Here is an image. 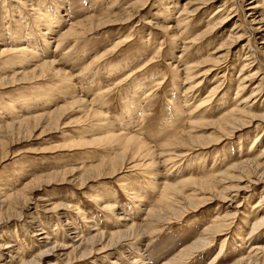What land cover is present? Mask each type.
Instances as JSON below:
<instances>
[{"label": "rangeland", "instance_id": "374dc122", "mask_svg": "<svg viewBox=\"0 0 264 264\" xmlns=\"http://www.w3.org/2000/svg\"><path fill=\"white\" fill-rule=\"evenodd\" d=\"M54 1L0 0V264H237L249 252L254 255V248L256 263L264 264V229L250 235L253 220L260 217L253 207L264 196V0H60L58 9ZM199 4L202 10L193 12ZM31 8L59 22L45 42L39 32L44 26L35 33L30 29ZM232 9V19L212 36L210 22ZM183 17L187 32L177 24ZM206 31V40L194 43ZM176 32L182 34L174 41ZM63 33L68 35L58 48ZM21 44L35 46L36 57L23 63L10 59ZM218 60L213 74L199 76ZM109 62H117L119 71L108 74ZM189 66L194 69L190 81ZM67 74L73 75L69 83ZM242 77L248 79L239 94ZM201 79L199 87L188 90ZM219 85V94L205 108L209 114L191 117ZM259 86L258 96L243 102ZM29 98L32 103L25 104ZM85 102L147 148L140 152L139 144L125 149L94 139L100 134L91 133L97 131ZM235 105H246L238 114L244 122L222 128L218 119ZM37 114L41 118L20 121ZM173 130L187 144L180 150L167 141ZM191 146L197 150L179 154ZM150 154L159 162L154 179L147 178L145 165L130 169L143 158L150 160ZM250 157H261L259 169L228 170ZM112 166L122 168L111 175ZM85 176L87 183L77 185ZM210 176L218 180L214 189L206 185ZM228 186L235 188L228 192ZM154 187H170L172 207L158 212L164 203ZM207 197L212 198L199 203ZM109 202L116 205L114 213L105 208ZM153 206L160 217H148ZM228 214L232 224L223 233L208 230ZM117 231L131 237L117 242L111 238ZM109 240L112 245L102 249ZM205 241L210 243L196 249Z\"/></svg>", "mask_w": 264, "mask_h": 264}, {"label": "bare ground", "instance_id": "6f19581e", "mask_svg": "<svg viewBox=\"0 0 264 264\" xmlns=\"http://www.w3.org/2000/svg\"><path fill=\"white\" fill-rule=\"evenodd\" d=\"M60 0H55L54 1V5H55V7L58 9V5L60 4ZM200 2H201V0H200ZM203 3V2H202ZM205 3H207V2H205ZM225 4H227V3H225ZM60 7H61V4H60ZM201 7H203V6H201L200 4H199V6H197V7H195L194 8V10H192L193 12L194 11H197V10H202L201 9ZM253 7H255V6H252L251 8H253ZM185 9V8H184ZM31 10H33L34 12H33V16H32V18H33V21H31L32 22V26L30 27V29H31V31L33 32V30H36V28H38L40 25H42V26H44L43 28V31H39L40 33H41V36H42V38H43V40H44V42L46 41V37L49 35V34H51V32L53 31V30H56L53 26L54 25H56V23H59L58 22V20H55L54 18H52V17H50L51 15H50V13H45V14H43L41 11H42V9H41V11H39V10H35V8H31ZM223 9H221V8H219L218 9V12L219 11H222ZM192 11H189V12H191L192 13ZM232 11H234L233 9L231 10V11H226L224 14H226V16L224 15V14H222V15H220V13H219V15L218 16H215L213 19H215V21L214 20H212L210 23H212L213 22V25L212 26H209V27H211L209 30V32L211 33L212 31H214V32H216L217 31V29H219V27H222L223 25H225L226 23H227V21H229L230 19H232ZM236 11V10H235ZM217 12V13H218ZM189 14V15H193V14ZM21 16H23L22 18H24L25 17V15L23 14V13H21L20 14ZM166 19H168V18H166ZM21 20V19H20ZM187 20V18H185L184 19V17L182 18V20H178V22H177V24H178V27H180V26H182L183 24H184V26H186V29H185V31L187 32L189 29H190V27L188 26V21H186ZM127 21H128V19H127ZM111 22V21H110ZM55 23V24H54ZM104 23V22H103ZM40 29V28H39ZM38 29V30H39ZM169 29V28H168ZM224 29V28H223ZM32 32H30V33H32ZM207 32L208 31H206L205 33H203V34H199L198 35V37H193L194 39V43H196L195 41H198V39L199 38H201V40L202 41H205L206 39V37H207ZM214 32H212V33H214ZM33 33H35V32H33ZM38 33V32H37ZM73 33V32H72ZM78 33V32H77ZM183 33H185V32H183ZM211 33V34H212ZM66 34L67 33H63V34H60V36L58 37V44H57V47L59 48L62 44H64V42H63V40L64 39H66V38H64V36H66ZM78 34H80V33H78ZM181 34H182V32H181ZM179 32H176L175 34H174V36H177V37H175V40L174 41H177V38H178V36H180L181 35ZM68 35V34H67ZM184 36V35H183ZM209 36V35H208ZM212 36H213V34H212ZM233 37H234V34L232 35ZM231 36V37H232ZM31 37V36H30ZM76 37V36H75ZM211 38V37H210ZM236 38V37H235ZM28 39H30L29 38V36H27V38L25 39V40H23L22 41V44L23 43H26V40H28ZM200 40V39H199ZM231 40H233V39H231ZM230 40V41H231ZM236 40H238V39H235V40H233L234 42L236 41ZM201 41V42H202ZM76 42V41H75ZM189 42V41H188ZM192 42V41H191ZM190 42V43H191ZM47 43V42H46ZM20 45L21 47H19L20 49L19 50H16L15 51V53L10 57V59L12 58L13 59V57H16L17 59H19V62L21 63H23V62H25L27 59H28V56H35L36 57V55H37V51H36V49L37 48H35V46H33V47H30V46H23V45ZM27 44V43H26ZM47 44H49V43H47ZM57 48V49H58ZM72 48V47H71ZM186 49V48H185ZM227 52H229V51H227ZM17 53H19L18 55H19V57H17L15 54H17ZM9 59V62H11V60ZM210 60V59H209ZM221 60H218V61H216V62H214L211 66H208V67H206L205 69H204V72H202L199 76H202L201 78H203V77H207L208 75H211V74H213V72H214V67H213V65H219V63H221L220 62ZM95 62H96V60H95ZM94 62V63H95ZM209 62V61H208ZM93 63V64H94ZM201 63H207V61H203V62H201ZM208 64V63H207ZM98 66V65H97ZM119 65H118V63L117 62H109V63H107L106 64V67H107V69H108V74H111V72H114V71H119V70H115L116 68L115 67H118ZM244 67V69H246V66H245V64L243 65ZM53 67V66H52ZM103 67V66H102ZM96 68V67H95ZM55 70V69H54ZM95 70V69H94ZM194 69H193V66H189V67H187L186 68V75H187V77H188V79H189V81H190V79L192 80V78H191V76H192V74H193V71ZM82 71H83V69H82ZM243 71V70H242ZM54 72V71H53ZM95 72V71H94ZM55 73V72H54ZM120 72H118V74H119ZM44 74V73H43ZM56 74V73H55ZM61 74H63L62 72H61ZM60 74V75H61ZM61 76H63V75H61ZM66 76V75H65ZM73 76V75H72ZM72 76H71V74H67V77H66V80L65 81H68V83L69 82H71L72 81ZM198 76V77H199ZM215 76V75H214ZM98 77V76H97ZM181 77V74H179L178 75V78H180ZM248 78H250V77H252V75H250L249 76V74H248V76H247ZM247 77H242L240 80H239V84H238V87H237V92L236 93H239L241 90H243V87L245 86L244 85V83H243V81L245 80V79H248ZM61 78V77H60ZM83 78V77H82ZM65 79V78H64ZM86 79V78H85ZM91 79V78H90ZM63 80V79H62ZM188 81V80H187ZM188 81V82H189ZM201 81H202V79L200 80V81H198V83H194V84H192L190 87H189V89L188 90H194V89H196L197 87H199V84L201 83ZM208 81V80H207ZM219 83V82H218ZM220 84V83H219ZM71 85H72V83H71ZM159 85V84H158ZM74 86V85H73ZM179 86V85H178ZM220 86L221 85H219V86H216V87H214L213 89H212V91L207 95V96H204V99L202 100V102H201V104L195 109V110H193V111H191V117H196V118H203V117H205L207 114H209L208 113V111H209V109L210 108H208L207 110L205 109L206 107H208L212 102H213V100H214V97L217 95V94H219V90H220ZM4 87V86H3ZM245 88V87H244ZM260 89V86L259 87H257V88H255L254 90H253V92L251 93V95L250 96H248V98L247 99H244V101L243 102H245V101H248L249 99H250V97H255L256 95L258 96V92L260 91L259 90ZM187 90V91H188ZM240 94V93H239ZM188 94L185 92V96H187ZM237 95V94H236ZM225 96V95H224ZM100 97V96H99ZM101 98V97H100ZM82 99V98H81ZM80 99V101L81 102H84L83 100H81ZM103 99H104V97H103ZM39 101V100H38ZM80 101H79V103H80ZM96 101V100H95ZM30 103H32V102H30V98L29 99H26V101H25V104H30ZM74 103V102H73ZM89 103V102H88ZM88 103H84V110H86L87 112H88V114L87 115H90L89 117H91L92 119H91V121H90V126L92 127V131H97L96 133L95 132H91L92 134H100V135H97L98 137H96V138H94V139H96V140H98V139H104V140H107L108 142L110 141V142H115V143H119V144H121V145H124L123 147H125V149H127L128 148V146L130 145V144H133V143H135V144H139V146L141 145V147L139 148H136L137 150H139L140 152H142L145 148H147V145H146V143H144V142H139V140H138V138H135V137H130V138H127V137H125L123 134H121L118 130H116V129H114V124H113V122L111 121L110 122V115H108L106 112H104V111H101V110H99V111H97L98 109H96V108H92V106H89L88 105ZM98 103V102H97ZM34 104V103H33ZM94 106L96 105V102H93L92 103ZM100 104V103H99ZM247 105V104H246ZM245 105V106H246ZM26 106V105H25ZM83 106V105H82ZM238 105H235V107L232 109V110H230L229 111V113L228 114H225L224 116H222V117H220V119H218V123H220V126H222V128H224L225 126H229L228 124H230V123H234V122H236V120H238V122L239 121H241V123H243L244 122V120L241 118V116H238V114L239 115H242L241 113L242 112H244V111H246L245 109H244V107L243 108H241V109H239V107H237ZM18 107H14L13 108V110H14V113H18V109H17ZM22 108V107H21ZM20 108V109H21ZM28 110H30L31 111V106H28V107H26ZM98 108H100V107H98ZM250 108V107H249ZM1 109V108H0ZM25 109V108H24ZM199 109H200V111H199ZM202 109H204L203 111H201ZM82 110V109H81ZM27 111V110H26ZM248 112L252 115V112L251 111H249L248 110ZM84 113V112H83ZM236 114V115H235ZM39 115H41V114H37V115H34V116H30L29 118H27V117H24V119H22V120H20L21 122L22 121H25V119H39V118H41V117H39ZM84 115V114H83ZM86 115V114H85ZM86 115V116H87ZM248 115V114H247ZM44 117V116H43ZM84 117V116H83ZM15 118V117H14ZM104 118H106V119H104ZM87 119V118H86ZM90 119V118H89ZM13 120V119H12ZM15 120V119H14ZM19 120H17V121H19ZM82 120V119H81ZM84 120H85V118H84ZM83 120V121H84ZM4 120H2V122H3ZM29 121V120H28ZM5 122V121H4ZM89 121H87L86 123H88ZM15 123V122H14ZM30 123V122H29ZM79 123V122H78ZM81 123V122H80ZM8 125H9V123H7ZM83 124V123H82ZM236 124V123H235ZM6 125V124H5ZM234 125V124H233ZM240 126V125H239ZM242 126V125H241ZM10 127V126H9ZM13 127V126H12ZM230 127H232V126H230ZM1 128V127H0ZM4 128V127H3ZM83 131L84 130H86L85 129V126H83L82 128H81ZM233 130V129H232ZM236 130H237V127H236ZM240 130V129H239ZM85 132V131H84ZM83 132V135H82V138H84V135H86L85 133ZM233 133H234V131H230V132H228L227 133V135H233ZM220 139H221V137H219V138H216L214 141L215 142H219L220 141ZM258 140V139H257ZM257 140H255V142H257ZM84 141H86V140H84ZM84 141H81V142H79V143H83ZM168 141V143L171 145V143L170 142H175V143H177L176 145H174V147H176V148H178L179 150L180 149H182L183 147H185L187 144H185L184 142L182 143V139L180 138V136H177V134L174 132V130H173V134H171V138L169 139V140H167ZM88 142V141H87ZM96 142V141H95ZM98 142V141H97ZM96 142V143H97ZM179 142V143H178ZM210 143L211 145L213 144H216V143ZM85 143V142H84ZM95 143V144H96ZM209 143H207L206 145L207 146H210V144L208 145ZM89 145V144H88ZM101 145V144H100ZM206 145H202V147L200 148V150L202 149H204L205 147H206ZM86 146V145H85ZM90 146H92V145H90ZM136 147V146H135ZM135 147H134V150H133V152H135ZM188 148V150L185 152V153H182V152H180L179 154H181V156H187L188 154H189V150H192V151H196L197 149H194L192 146L191 147H187ZM131 149V148H130ZM151 149V148H150ZM186 149V148H185ZM62 150V149H61ZM146 152V151H145ZM151 152V151H150ZM191 152V151H190ZM144 154V153H143ZM148 154H149V152H148ZM176 155V154H175ZM4 156V155H3ZM5 157V156H4ZM150 157H151V154H150ZM171 157V156H170ZM176 157V156H175ZM261 157H262V155H261ZM261 157H255V158H246V159H243L242 161H239V162H236L233 166H231L228 170H231V169H235V170H238L239 168L240 169H243V170H247L248 172L250 171V170H252V169H259V167H260V158ZM173 158V157H172ZM172 158H171V160H172ZM2 160V159H1ZM145 159L143 158V160H142V162H139V163H136L132 168H130V169H132V170H136V169H139L141 166H143V165H145L146 167H144V170H146L144 173H147L148 175H147V178H149V179H154V175H156V173H157V171H158V166H159V162L157 161V159L155 158V159H152V157H151V159L150 160H147V162H145L144 161ZM173 160H174V158H173ZM124 165V164H123ZM122 165V166H123ZM120 166V165H119ZM117 167V166H112V168H110L111 169V171H109V172H107V173H110L111 175L113 174L114 175V173H116V171L117 170H119V168L121 169L122 167ZM127 166V165H126ZM135 168V169H134ZM143 170V171H144ZM121 171V170H120ZM119 172V171H118ZM120 173V172H119ZM123 173V172H122ZM121 173V174H122ZM225 173H227V172H225ZM255 173V172H254ZM259 173V172H258ZM102 172H101V168H100V170H99V172H98V176H101L102 178H103V176H102ZM125 174H123V175H121L120 177V179H122L123 177H125L124 176ZM263 174L260 172V175H258V176H262ZM107 176V175H106ZM257 177V176H256ZM86 178H87V176H85V177H83L82 178V180H81V182H79V183H77V185H82V184H85V183H87V182H85V180H86ZM208 178H212L213 180L212 181H207V183H206V185H208L207 187L208 188H215V187H217V182H218V180H217V178L216 177H214V176H210V177H208ZM238 178L239 179H241L242 178V176H238ZM258 178H260V177H258ZM100 179V178H99ZM51 180H53V179H51ZM92 180V179H91ZM250 180V179H249ZM49 182V181H48ZM236 186H238V188L240 187V185H236ZM155 188V190L154 191H158V195H160V197H159V200L158 201H160L159 203H164L163 204V206H161L159 209H158V212H162V210H164V209H167L168 207L170 208V207H172L173 206V202L175 201V199H173V198H169V196H168V192H169V189H170V187H166V188H163L162 190L159 188V187H154ZM232 188H235V186H228V187H225V189H226V191H228L229 192V190L231 191V189ZM200 192H203V193H207L206 192V190H204V191H200ZM205 195H207V194H205ZM212 196L214 195V194H211ZM223 197H227V195H223ZM8 198H9V196H8ZM13 198V197H12ZM209 198H212V197H207V199H203V200H201V201H199V203H203V201H206V200H208ZM261 198V200L255 205V207H253V208H255V209H257V211H256V213H259L260 214V217L258 216V217H256L254 220H253V225H252V233L250 234V235H252L251 237H255V235L256 234H260L261 232H262V230L264 229V212H261L262 210H261V208H262V202L264 201V196H261L260 197ZM95 199H97V201L99 200V197L98 196H96L95 197ZM135 200H136V202H138L139 200L141 201V198L140 197H138V193H137V198H135ZM9 201V200H8ZM110 203V202H109ZM199 203L197 202H195V204H193L194 205V207H198V205H199ZM116 205H112V203H110V204H106V206H105V208L106 209H108V210H110L111 211V213H114V210L116 209V207H115ZM154 207V209H151V211L149 212V215H148V217H152V218H154V217H158L159 215H157L156 213H155V206H153ZM261 207V208H260ZM76 209L78 210V212H80L81 211V208H80V206H77L76 207ZM264 211V210H263ZM163 214V213H162ZM167 214V213H166ZM2 215V214H1ZM19 215V214H18ZM22 216V215H21ZM161 216V215H160ZM159 216V217H160ZM236 215L234 214V217H235ZM233 216H231L230 214H228L227 216H224V217H222V218H216V220H214L213 221V223H212V225H211V227L210 228H208V230H213L214 231V233H223L222 231L224 230V229H227L231 224H232V222H229V220L232 218ZM119 219H117L118 220V222H120L121 223V221L123 220V218H121V217H118ZM83 219H85V218H83ZM87 220L85 219V221L84 222H86ZM120 225H122V223L120 224ZM151 225H153V223L151 224ZM98 234H100V237H101V235H102V237H104L106 234L105 233H100V232H98ZM249 236V235H248ZM247 236V237H248ZM117 237V242H120V240L121 239H123V238H129V237H131V236H126V235H122L121 233H119L118 231L117 232H114V233H112V236H111V238H116ZM136 238V237H135ZM85 240V239H84ZM92 240V239H91ZM102 240V239H101ZM85 241H87V239L85 240ZM206 242H208V241H205L204 243H203V246H201V247H197L196 249H201V248H204L208 243H210V241L208 242V243H206ZM225 242H226V240H223V242H222V248H221V250H223L224 249V247H225ZM112 245V242H110V240L106 243V245H104L103 247H101L102 249H106L107 247H109V246H111ZM92 250V249H91ZM263 250H264V247H263ZM93 251V250H92ZM102 251H104V250H102ZM253 251H255V254L253 255L251 252H249V254L247 255V257L245 258V257H242V258H240V260H238V262H237V264H251L252 262V264H258V263H256L258 260V258H256L257 257V254H256V251L258 252V248H254L253 249ZM194 251H192V252H189L188 254H187V256H189V254H191L192 255V253H193ZM45 252H41V255H43ZM84 256V255H83ZM186 256V255H185ZM264 256V255H263ZM36 263V261H32V262H27L26 260H20V263L21 264H34V263ZM38 263V262H37ZM138 264H140L139 263V261L137 262ZM39 264V263H38ZM170 264H173V262H170ZM262 264V263H261Z\"/></svg>", "mask_w": 264, "mask_h": 264}]
</instances>
